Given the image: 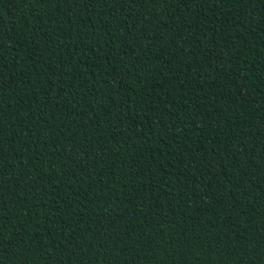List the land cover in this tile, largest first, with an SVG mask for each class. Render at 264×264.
Masks as SVG:
<instances>
[{"label": "trees", "instance_id": "obj_1", "mask_svg": "<svg viewBox=\"0 0 264 264\" xmlns=\"http://www.w3.org/2000/svg\"><path fill=\"white\" fill-rule=\"evenodd\" d=\"M0 264H264V0H0Z\"/></svg>", "mask_w": 264, "mask_h": 264}]
</instances>
